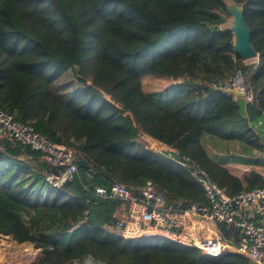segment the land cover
Here are the masks:
<instances>
[{
	"label": "trees",
	"instance_id": "16d2710c",
	"mask_svg": "<svg viewBox=\"0 0 264 264\" xmlns=\"http://www.w3.org/2000/svg\"><path fill=\"white\" fill-rule=\"evenodd\" d=\"M234 1L257 65H243L233 50L221 0H0V109L55 146L82 142L75 150L95 172L88 179L78 168L73 181L51 188L44 174L55 170L40 154L0 140V235L38 249L33 264L88 255L104 264H250L231 252L206 259L164 239L124 240L113 217L121 203L94 194L114 182L134 193L151 183L171 206L206 203L202 186L177 165L181 157L228 195L263 186L255 172L242 182L201 144L209 135L263 150L254 125L264 120V0ZM238 71L252 103L223 90ZM68 74L79 91L65 83ZM147 76L174 82V90L156 100L142 90ZM22 212L38 215L24 220ZM55 217L70 232L67 246L45 233ZM218 228L236 241L235 229Z\"/></svg>",
	"mask_w": 264,
	"mask_h": 264
},
{
	"label": "built area",
	"instance_id": "2783aa9c",
	"mask_svg": "<svg viewBox=\"0 0 264 264\" xmlns=\"http://www.w3.org/2000/svg\"><path fill=\"white\" fill-rule=\"evenodd\" d=\"M254 60V65H257L258 59ZM223 89L239 92L247 104L253 101L254 95L247 89L240 71L227 80ZM0 140L12 148L29 149L40 154L41 160L55 170L44 174V181L51 188H60L70 183L78 173L77 162L82 161L79 151L53 145L36 133L31 125L17 121L13 115L1 109ZM176 161L180 168L186 169L202 186L206 203L187 202L184 206H171L164 194L151 183H146L136 193L117 182L109 188L94 187L96 196L121 203V208L113 217L122 238L164 239L186 248L198 249L206 259H216L225 252H231L245 257L250 264H264V183L261 187L243 189L235 195H228L225 189L213 182L189 158L181 157ZM87 169L86 177L92 179L95 172ZM222 224L237 231L235 242L222 236L218 229ZM28 250L24 244L16 243L10 236L0 235V264L26 261L31 257ZM70 264L104 263L88 255Z\"/></svg>",
	"mask_w": 264,
	"mask_h": 264
},
{
	"label": "rangeland",
	"instance_id": "374dc122",
	"mask_svg": "<svg viewBox=\"0 0 264 264\" xmlns=\"http://www.w3.org/2000/svg\"><path fill=\"white\" fill-rule=\"evenodd\" d=\"M254 61H255L254 59L248 60L247 62H244L243 65H245V66L252 65V64H254ZM65 83L68 84V87L71 90V92H74V91L76 92V91L80 90V86L75 82V79L70 74H68L66 76ZM176 83H179V82H176ZM174 84H175L174 82H171L170 80H168L166 78H159V77H152V76L144 77L141 81L142 90L144 91V93L147 95L148 94L152 95V97H154L156 100L164 99L169 94H171L169 90L172 87H174L173 86ZM188 88H190V86ZM172 89L174 90V88H172ZM223 90L226 93H230L233 91L235 92V90H230V91H227L226 89H223ZM174 95H176V94H174ZM170 100H171V98H170ZM170 100L168 102H170ZM168 102H167V104H168ZM254 126H255L254 127L255 133L262 137V139L260 141H262V143L264 144V139H263L264 120L262 123H260V125L258 124V125H254ZM203 145L205 148H207L209 151H211L213 153H214V149L217 150L214 147V145H212V143H203ZM221 145H223L225 147V148L221 147V149L217 150L219 152L221 151V153L225 155L224 159H221V161H223V160L228 161L230 158L234 160V146H232L231 143H221ZM149 146L151 148H154L153 145H151V144ZM259 154L263 155L262 153H259L258 151L254 155L256 157L257 156L259 157L260 156ZM9 204L12 205L11 203H9ZM12 206H14V205H12ZM30 214H31V216H34V217H37V215H38L37 213H36V215L35 214L33 215V213L22 212L21 216L23 217L24 220H27V218H29ZM58 221H59V219L56 217L51 222H48L46 219L45 220V226H46L45 233H47V235H49V241L51 243H56L60 246H67V244L69 242V238H70V232H68V233L61 232V227L59 226ZM47 222H48V224H46ZM55 234H57V235L55 236ZM24 247L29 249L28 250L29 254H31V257L27 258L26 261L29 262V264H33L35 262L36 258L38 257L39 250L35 249L34 246L30 245V244H24ZM1 257H3V256H1ZM26 261H20V262L15 261L14 263L19 264V263L26 262Z\"/></svg>",
	"mask_w": 264,
	"mask_h": 264
},
{
	"label": "crops",
	"instance_id": "0c3cea01",
	"mask_svg": "<svg viewBox=\"0 0 264 264\" xmlns=\"http://www.w3.org/2000/svg\"><path fill=\"white\" fill-rule=\"evenodd\" d=\"M231 96L234 100L240 99L241 101H244L238 92H231ZM259 141L262 139L260 135H258ZM264 139V134H263ZM203 143H212L214 147L218 150L221 149V147H224L221 145V143H231L232 146H234V160L229 159L228 161L221 159H224V154L221 153V151H217L214 149V153L209 151L207 148L204 147ZM234 143V144H233ZM261 146L264 144L262 141H260ZM201 144L203 148L205 149L207 155L218 165L224 167L227 169L231 174H233L235 177L240 179L242 182H245V178L248 177L251 172H255L259 174L264 179V153L263 150L260 151L255 147L248 146L247 144L243 142L238 141H225L221 140L214 136L204 135L201 138ZM82 142H75L72 144V149H79L81 147ZM210 147V146H209ZM225 148V147H224ZM211 150V149H210ZM262 153L263 155L259 154L260 156L256 157L254 154L256 152ZM219 229V228H218ZM223 236V235H222Z\"/></svg>",
	"mask_w": 264,
	"mask_h": 264
},
{
	"label": "water",
	"instance_id": "95a60500",
	"mask_svg": "<svg viewBox=\"0 0 264 264\" xmlns=\"http://www.w3.org/2000/svg\"><path fill=\"white\" fill-rule=\"evenodd\" d=\"M229 14L228 21L223 25L225 32L232 33V47L243 62L258 59L256 50L250 43L251 31L245 25L243 18V7L238 5L234 0H221ZM79 168L87 169L88 166L84 161H78ZM68 183L63 185L66 186Z\"/></svg>",
	"mask_w": 264,
	"mask_h": 264
}]
</instances>
